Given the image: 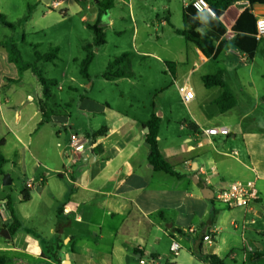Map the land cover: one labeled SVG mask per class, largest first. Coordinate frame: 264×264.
Returning <instances> with one entry per match:
<instances>
[{
	"label": "crops",
	"instance_id": "1",
	"mask_svg": "<svg viewBox=\"0 0 264 264\" xmlns=\"http://www.w3.org/2000/svg\"><path fill=\"white\" fill-rule=\"evenodd\" d=\"M102 1L79 0L81 22L106 32L116 24L112 11L120 3L128 7L129 21L135 25L130 49L121 54L130 53L132 75L104 78L109 62L116 58L110 56L106 69L93 73L106 42L95 49L89 78L81 75L80 84L67 88L74 92L81 88L80 98L60 99L62 104L54 105L64 107L63 113L46 122L40 110L43 89L37 76L31 70L19 76L4 47L11 39L0 31V138L6 141L2 153L7 160L4 175H0V255L6 257V264H140L141 259L150 258L160 264L165 243L172 254V241L182 247L186 241L191 251L193 247L194 257L217 255L224 261L221 243L228 221L221 219L223 208L214 199L217 189L236 181H252L258 200L239 215L244 229L251 224L257 233L264 230V40L250 59L235 46L233 31L245 10L242 3L248 0H237L220 18L226 32L215 41L216 47L223 46L215 58L203 55L175 31L183 29V9L191 0H183L179 9L182 27L171 23L169 4H164L167 14L158 18L161 33L141 38L140 43L134 0H114V7L100 15ZM248 9L256 18L264 16V5L250 4ZM143 24L149 28L153 20ZM176 37L185 43L179 46ZM93 39L94 33L89 41L81 42L83 54L74 59L78 65L85 57L83 47ZM136 57L145 66L142 72L133 67ZM149 61L155 62L147 64ZM218 72L236 99L225 112L216 103L223 88H207L202 81L203 76ZM110 84L122 86L116 106L108 94L101 97L102 87ZM58 85L63 92L64 87ZM182 86L194 93L188 103L179 90ZM172 89L174 99L169 94ZM54 98L57 100L53 93ZM74 104L81 111L79 125L71 121ZM178 104L185 107L183 113ZM153 113L160 118V152L180 177L156 170L149 160L146 123ZM220 126L231 134L203 133ZM101 129L103 135L89 138ZM73 133L88 140L77 155L70 147ZM5 175L9 176L7 184ZM19 177L23 187L18 192ZM197 179L214 188L213 198L203 195ZM24 191L30 195L27 201L23 200ZM8 199L20 223L14 230ZM258 203L261 211L256 208ZM250 218L254 224L247 222ZM229 224L240 228L235 217ZM207 234L210 241L204 240ZM255 242L243 233L245 261L258 259L264 252Z\"/></svg>",
	"mask_w": 264,
	"mask_h": 264
},
{
	"label": "rangeland",
	"instance_id": "2",
	"mask_svg": "<svg viewBox=\"0 0 264 264\" xmlns=\"http://www.w3.org/2000/svg\"><path fill=\"white\" fill-rule=\"evenodd\" d=\"M145 1L148 3L147 6H145ZM182 2L183 0H134V11L139 27L138 43L141 42V38H147L149 36L156 37L157 34L161 33L158 18L164 17L165 12L167 14V10H164L163 7L164 4H169L171 23L182 27V16L179 10ZM29 6L32 7V14L31 19L26 24L22 25L17 30H11L0 25V31L1 33H6L9 39L18 44L25 61H35L34 50L31 47V44H37V51L40 53L48 52L51 46H57L60 48L61 52L59 54V61L56 65L43 63L39 64V66L43 69L46 77L58 80V86L64 87L63 92L58 90L57 86L54 87L53 93L57 97V100L54 98V100L50 101L51 107L56 110H62L64 107H57V105L55 106L54 104H62L61 102H63L64 99L80 98L79 95L81 94V88L79 92L69 91L67 88L69 85H78L81 83L80 67L74 59L81 58V54H83L81 50V42L89 41L93 33L91 29L88 28L87 23L81 22V9L78 10L81 5L78 0H65L62 5L63 12L53 9L49 4H45L39 0H0V12L5 14L7 19L12 22H16L26 16L28 14ZM152 6L155 7L156 10L152 11ZM112 14L113 18L116 20V24L114 27L106 29L108 45L99 52L95 61L92 71L96 74L106 69L108 56L113 59L114 57L120 56L123 51H126V49H130L129 47L131 45L135 24L130 23L129 21L128 7L120 3L118 7L112 11ZM106 18V15L102 16L103 20ZM145 20H153L151 27L148 28L143 24V21ZM88 22L92 23L91 20H88ZM166 29L169 30L168 26ZM116 31H121L122 33L118 34ZM23 34L26 35L24 43L22 42ZM176 38L180 40L179 46L185 43V40L182 37ZM140 60L139 57L133 59V67L137 72H142L145 68ZM153 62L155 61H149L147 64L153 65ZM193 85L194 88H196L197 81L195 79L193 80ZM121 88V85H105L101 89V97L108 94L112 104L116 106L120 104L119 89ZM125 91L128 93V90ZM169 94L172 99L175 98L174 89H172ZM60 99L63 100L60 102ZM176 107H179L178 111L181 113L186 110L185 107L180 104L176 105ZM71 111L72 123L77 122V125H79L77 120H79V117L81 116V111L75 104ZM65 160L67 161L66 158ZM20 179L21 177L16 179V188L18 192L23 187L19 181ZM217 206L223 208L221 219L228 221L226 224L228 230L224 231V240L221 243V256L224 259L225 264H264V252H262V255H260L258 259L253 261L249 258L245 261L242 252L244 232L246 233V238L248 240H252V242L256 241L254 245L256 246L259 244V249L264 250V230L262 233H257L252 229L255 225L251 224L247 225V228L244 229L242 227V221L244 219L241 220L239 215L242 211L241 209H230L221 203H217ZM256 208L261 211V205L259 203ZM232 217L238 219V223L240 224L239 229H235L234 226L229 224ZM254 219L256 218L254 217ZM251 220L252 218L248 219L247 222H250ZM256 220L260 223V219L257 218ZM249 230H252V233L249 232ZM182 244L184 248L177 256H175L169 253L167 244L165 243L161 250L162 254L159 263L209 264L206 256L196 258L192 255V251L194 250L193 247L192 251L190 250L191 246L188 242L183 241ZM254 245L253 247H255Z\"/></svg>",
	"mask_w": 264,
	"mask_h": 264
},
{
	"label": "trees",
	"instance_id": "3",
	"mask_svg": "<svg viewBox=\"0 0 264 264\" xmlns=\"http://www.w3.org/2000/svg\"><path fill=\"white\" fill-rule=\"evenodd\" d=\"M214 15L208 12H199L191 4L187 5L183 9V29L175 30L177 34L185 38L186 41L193 43L206 57L215 58L222 49V44L215 46L217 38L223 36L226 32L220 18L224 13L237 1V0H206ZM251 5L261 4L264 5V0H248ZM114 7V0H104L99 3V14H106L110 9ZM32 7H28V14L22 17L16 22L9 21L6 15L0 13V25L9 28L11 30H17L26 22L31 19ZM88 27L94 33V39L91 43L86 44L83 49L85 51V57L80 61V74L88 79L89 68L95 58V49L106 44L107 35L103 28L97 25H88ZM233 31L236 33L235 46L243 53L252 59L259 47L260 41L256 39V17L249 10L245 9L237 19L233 26ZM26 39L25 34L22 36V41ZM8 52L9 62L16 65L19 76L27 71L31 70L38 78L42 89L43 99L40 101V110L43 115V122L48 121L52 115L63 113L62 110H56L50 105V101L53 98L52 89L58 85L56 79L48 78L44 75V71L39 64L52 63L54 65L59 61L60 48L57 46H51L48 52L40 53L37 51L38 45L31 44L34 50L35 61L27 62L22 57L19 46L14 41H9L4 44ZM130 53L125 52L120 56L114 58L109 62L107 71L104 73V78L111 80L113 78L129 77L132 75V70L129 61ZM12 81V80H9ZM202 81L207 88L210 87H222L224 92L217 100V105L222 112L231 109L236 104V99L231 90L226 85L223 75L218 72L213 75H206L202 77ZM60 109V108H59ZM149 128V132L146 135V144L150 149L149 160L151 164L158 171L180 177L175 171L174 167L167 162L162 156L159 144H158V132L160 126V118L153 113L150 120L146 123ZM193 130L194 128L190 126ZM104 134V130L101 129L89 136L92 140ZM5 139L0 138V175H4V166L7 163L5 156L2 153V147L5 145ZM30 195L24 191L23 200L27 201ZM7 207L14 218V223L11 230L14 227L17 229L20 225L15 216V211L11 199L7 201ZM56 261L59 258L53 256ZM209 264H225L217 255H208ZM7 259L0 255V264H6Z\"/></svg>",
	"mask_w": 264,
	"mask_h": 264
},
{
	"label": "built area",
	"instance_id": "4",
	"mask_svg": "<svg viewBox=\"0 0 264 264\" xmlns=\"http://www.w3.org/2000/svg\"><path fill=\"white\" fill-rule=\"evenodd\" d=\"M62 2L63 0H50L49 6H51L53 9L63 12ZM237 3L239 4V2ZM190 4L199 12H208L209 14L214 15L209 3L206 0H191ZM242 4L243 6L241 7H244L245 9L250 8L249 1H246ZM256 39L258 41L264 40V16L256 18ZM179 90L185 103H188L193 99L194 93L192 90H189L185 86L180 87ZM203 133L207 136H229L231 131L225 126H220L206 129L203 131ZM70 140V147L76 155L83 152L88 144V140L84 136H80L77 133L71 134ZM27 186L30 187L31 184L28 183ZM214 199L229 208L248 210L251 208V205L258 200V194L252 181H236L226 186H221L219 189H217L214 194ZM251 222L254 224L255 220H252ZM204 240L210 241V235H205ZM182 249L183 247L180 243L177 241H172L170 251L173 255H178ZM139 263L157 264V261L153 258H150L141 259Z\"/></svg>",
	"mask_w": 264,
	"mask_h": 264
},
{
	"label": "water",
	"instance_id": "5",
	"mask_svg": "<svg viewBox=\"0 0 264 264\" xmlns=\"http://www.w3.org/2000/svg\"><path fill=\"white\" fill-rule=\"evenodd\" d=\"M43 2L45 4H49L50 0H43ZM147 130H148V128H147ZM7 178H9V176L5 175V177H4V183L5 184H7V182H6ZM196 184L200 188V190L202 191L204 196H206L209 199L213 198L212 193H214V191H215L213 187L208 186L202 179H197Z\"/></svg>",
	"mask_w": 264,
	"mask_h": 264
}]
</instances>
